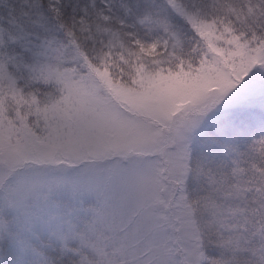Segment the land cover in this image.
Wrapping results in <instances>:
<instances>
[{
  "label": "snow or ice",
  "instance_id": "snow-or-ice-1",
  "mask_svg": "<svg viewBox=\"0 0 264 264\" xmlns=\"http://www.w3.org/2000/svg\"><path fill=\"white\" fill-rule=\"evenodd\" d=\"M0 264H264V0H0Z\"/></svg>",
  "mask_w": 264,
  "mask_h": 264
}]
</instances>
